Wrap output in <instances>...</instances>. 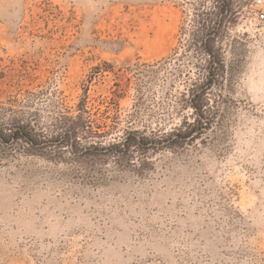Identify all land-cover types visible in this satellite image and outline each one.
Listing matches in <instances>:
<instances>
[{
	"label": "rangeland",
	"instance_id": "1",
	"mask_svg": "<svg viewBox=\"0 0 264 264\" xmlns=\"http://www.w3.org/2000/svg\"><path fill=\"white\" fill-rule=\"evenodd\" d=\"M198 1L0 0V135L8 109L49 135L52 115L85 96L98 132L115 127L79 134L85 146L177 127ZM235 1L216 44L219 109L193 142L117 158L0 139V264H264V0Z\"/></svg>",
	"mask_w": 264,
	"mask_h": 264
},
{
	"label": "trees",
	"instance_id": "2",
	"mask_svg": "<svg viewBox=\"0 0 264 264\" xmlns=\"http://www.w3.org/2000/svg\"><path fill=\"white\" fill-rule=\"evenodd\" d=\"M208 2V3H206ZM241 4L235 0H200L193 7L189 21L192 28L184 29L183 33L189 37L187 47L191 48L198 55L199 63L195 65L196 77L185 93L179 99L180 109L189 113H182L181 120L177 127L163 131L160 136L156 134L143 135L136 129H122L120 134L109 136L108 143L103 141L87 142L83 145L78 138L82 135L87 137H103L111 132L109 129L101 128L93 124L92 112L86 103V96L82 97L75 105V113L68 110L56 111L51 117L47 131L44 134L42 127L35 126V119L30 115H17L13 109H8V119L2 122V144L21 145L23 151L29 153H54L62 154L64 147L69 148L73 153L86 150L97 145L114 154L117 158L123 154L132 156L134 153H145L148 150L161 148L175 149L193 142L201 134L209 130L218 112L217 101L210 99V95L220 96L221 88L226 75V64L223 58V48L216 46L223 38L229 25L235 21L240 13ZM218 91L216 94L214 92ZM187 95V98H185ZM47 133V132H46ZM105 133V134H102ZM110 135V134H109ZM94 143H96L94 145Z\"/></svg>",
	"mask_w": 264,
	"mask_h": 264
},
{
	"label": "built area",
	"instance_id": "3",
	"mask_svg": "<svg viewBox=\"0 0 264 264\" xmlns=\"http://www.w3.org/2000/svg\"><path fill=\"white\" fill-rule=\"evenodd\" d=\"M256 2H257V3H260L261 0H256ZM263 18H264V13H263L262 11H260V12L258 13V19H263Z\"/></svg>",
	"mask_w": 264,
	"mask_h": 264
}]
</instances>
